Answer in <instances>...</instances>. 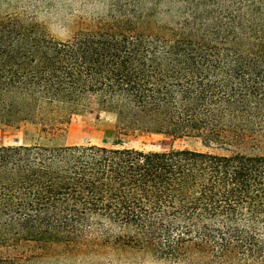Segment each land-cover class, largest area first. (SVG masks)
<instances>
[{
  "label": "trees",
  "instance_id": "trees-1",
  "mask_svg": "<svg viewBox=\"0 0 264 264\" xmlns=\"http://www.w3.org/2000/svg\"><path fill=\"white\" fill-rule=\"evenodd\" d=\"M69 39L0 19V128L93 102L205 148L0 146V264H264V0H95Z\"/></svg>",
  "mask_w": 264,
  "mask_h": 264
},
{
  "label": "rangeland",
  "instance_id": "rangeland-1",
  "mask_svg": "<svg viewBox=\"0 0 264 264\" xmlns=\"http://www.w3.org/2000/svg\"><path fill=\"white\" fill-rule=\"evenodd\" d=\"M105 8L103 2L95 0H0V19L13 14H30L51 37L66 40L85 27L91 18L103 16ZM61 114L62 123L46 132L42 130L41 122L19 128L1 127L0 146L95 144L108 147L122 145L145 152L181 148L218 152L205 148L198 140H170L145 131L119 135L115 128L116 115L98 109L93 102Z\"/></svg>",
  "mask_w": 264,
  "mask_h": 264
}]
</instances>
